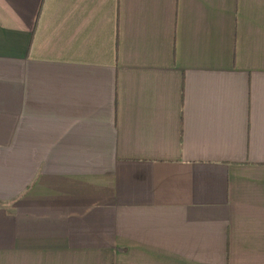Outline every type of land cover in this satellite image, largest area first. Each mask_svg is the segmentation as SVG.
Instances as JSON below:
<instances>
[{"label":"crops","instance_id":"0c3cea01","mask_svg":"<svg viewBox=\"0 0 264 264\" xmlns=\"http://www.w3.org/2000/svg\"><path fill=\"white\" fill-rule=\"evenodd\" d=\"M0 264H264V0H0Z\"/></svg>","mask_w":264,"mask_h":264}]
</instances>
